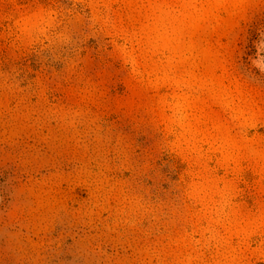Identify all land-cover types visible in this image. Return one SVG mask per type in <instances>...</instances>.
I'll list each match as a JSON object with an SVG mask.
<instances>
[{
	"label": "rangeland",
	"instance_id": "374dc122",
	"mask_svg": "<svg viewBox=\"0 0 264 264\" xmlns=\"http://www.w3.org/2000/svg\"><path fill=\"white\" fill-rule=\"evenodd\" d=\"M0 264H264V0H0Z\"/></svg>",
	"mask_w": 264,
	"mask_h": 264
}]
</instances>
